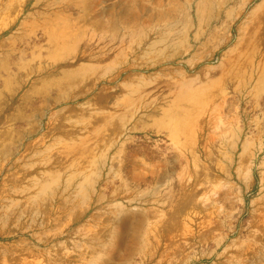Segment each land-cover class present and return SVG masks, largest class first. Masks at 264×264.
<instances>
[{"label": "rangeland", "instance_id": "rangeland-1", "mask_svg": "<svg viewBox=\"0 0 264 264\" xmlns=\"http://www.w3.org/2000/svg\"><path fill=\"white\" fill-rule=\"evenodd\" d=\"M259 1H27L0 36V264H264V66L221 74Z\"/></svg>", "mask_w": 264, "mask_h": 264}, {"label": "bare ground", "instance_id": "bare-ground-1", "mask_svg": "<svg viewBox=\"0 0 264 264\" xmlns=\"http://www.w3.org/2000/svg\"><path fill=\"white\" fill-rule=\"evenodd\" d=\"M27 1L28 0H0V20H1L0 21V36L6 30L11 29L14 26L17 27L15 29V32L21 30L22 27L25 26L28 17L31 16V13H27V14L24 13ZM40 1L41 0H34L32 5L37 6L40 3ZM246 4L247 2L243 4V7ZM49 6H50V3L43 6L42 9L47 10ZM20 17L21 19L19 20ZM245 20L249 23L248 26L246 27V29H242L241 27L237 28L238 36H237L236 44L222 55L221 62L222 63L224 62V67L221 72L222 77L232 76V77L238 78V77L243 76L247 72L246 70L251 67L252 62L259 56H260V61L258 65L262 64V66H264V51L262 54L260 53V48L264 46V0H260L251 8ZM232 28H233L232 24H229L227 26V31L230 33V36H229L230 39H232ZM15 32H11L7 37H4L0 40V49L3 47V45L7 44L6 42H8L9 39L15 37V34H14ZM26 38L27 37L22 36L21 38H18V39H20L21 40L20 43L24 45H28L30 39L36 40V41H38V39L39 40L42 39L43 41L48 40L45 35V32H41L40 36L37 35V33H34L33 36H29L27 38L28 42H26L27 40ZM24 45H21V47H23ZM261 70H264V69H261ZM246 146H247L246 143L241 142L240 148L242 149V153L245 152ZM236 148H237V144L234 145L233 149H236ZM261 209L262 208H260L259 210L258 209L256 210V211H259L258 213H256V215H258V217L256 216L257 217L256 218L257 219L256 229H259L261 227L264 228V207L262 210ZM43 212L46 218V216L50 213L49 206L47 204L44 205ZM1 264L3 263L1 262Z\"/></svg>", "mask_w": 264, "mask_h": 264}]
</instances>
